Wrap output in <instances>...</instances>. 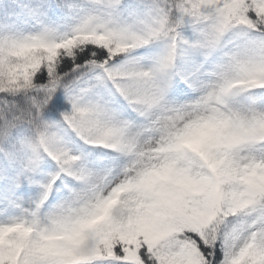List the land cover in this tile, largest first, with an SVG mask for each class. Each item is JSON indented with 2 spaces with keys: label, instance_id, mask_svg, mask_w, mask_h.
Returning a JSON list of instances; mask_svg holds the SVG:
<instances>
[{
  "label": "snow or ice",
  "instance_id": "snow-or-ice-1",
  "mask_svg": "<svg viewBox=\"0 0 264 264\" xmlns=\"http://www.w3.org/2000/svg\"><path fill=\"white\" fill-rule=\"evenodd\" d=\"M0 264H264V0H0Z\"/></svg>",
  "mask_w": 264,
  "mask_h": 264
}]
</instances>
